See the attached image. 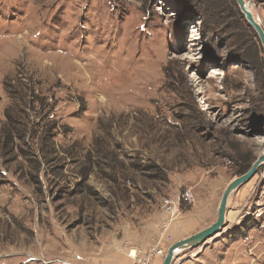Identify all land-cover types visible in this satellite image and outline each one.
I'll return each instance as SVG.
<instances>
[{"label":"rangeland","instance_id":"1","mask_svg":"<svg viewBox=\"0 0 264 264\" xmlns=\"http://www.w3.org/2000/svg\"><path fill=\"white\" fill-rule=\"evenodd\" d=\"M261 155L264 52L234 0H0V264H133L168 247L165 197L191 190L177 220ZM263 185L264 159L178 258L264 264Z\"/></svg>","mask_w":264,"mask_h":264},{"label":"water","instance_id":"2","mask_svg":"<svg viewBox=\"0 0 264 264\" xmlns=\"http://www.w3.org/2000/svg\"><path fill=\"white\" fill-rule=\"evenodd\" d=\"M239 11L243 15L247 24L254 30L258 41L262 47L264 52V28L259 21H257L250 10L247 8L245 0H234ZM264 159V155L259 156L254 160L251 164L250 168L244 172L243 174L233 178L231 181L228 182L226 187L224 188L220 200L217 206L216 211V219L208 226L204 227L203 229L197 231L194 234H191L185 238H182L172 244H170L166 248L165 255L162 260V264H172L173 259L176 255L182 252L185 249L204 246L207 244V241L212 238L215 234L222 231L223 227L226 225V204L228 199L233 191H235L238 187L242 184L247 182L255 173L257 167Z\"/></svg>","mask_w":264,"mask_h":264},{"label":"crops","instance_id":"3","mask_svg":"<svg viewBox=\"0 0 264 264\" xmlns=\"http://www.w3.org/2000/svg\"><path fill=\"white\" fill-rule=\"evenodd\" d=\"M219 201H215L213 196L207 197V200L204 201H196L191 205L190 209L186 211L181 218L177 220H172L165 229L166 231V239H163L168 246L182 238H185L191 234L196 233L197 231L203 229L204 227L211 224L216 219V211ZM227 218V211H226ZM170 236V238H167ZM164 243V244H165ZM160 245V244H158ZM166 248V247H165ZM203 248H199L194 251H190V255L180 256V253L176 255L173 259L172 264H201L199 262V258H193L195 255L200 254ZM164 256H155L149 264H162Z\"/></svg>","mask_w":264,"mask_h":264},{"label":"built area","instance_id":"4","mask_svg":"<svg viewBox=\"0 0 264 264\" xmlns=\"http://www.w3.org/2000/svg\"><path fill=\"white\" fill-rule=\"evenodd\" d=\"M258 199L256 200L255 204L252 205L251 212L254 216L260 217L264 215V185L259 191ZM183 200L187 204H190L194 200V196L189 189H185L182 193L178 195H172L165 197L162 202V207L164 211L168 214V218L166 224L167 226L169 222H171L178 210L180 201ZM165 252V248L161 245L153 246L148 248L146 251L138 250V249H130L128 251V256L133 260V264H149L150 261L155 256H161Z\"/></svg>","mask_w":264,"mask_h":264},{"label":"bare ground","instance_id":"5","mask_svg":"<svg viewBox=\"0 0 264 264\" xmlns=\"http://www.w3.org/2000/svg\"><path fill=\"white\" fill-rule=\"evenodd\" d=\"M246 3V2H245ZM246 6H247V8L250 10V12L252 13V11H251V8H250V6H249V4L248 3H246ZM253 14V13H252ZM253 17L255 18V16L253 15ZM256 19V18H255ZM226 211H227V204H226ZM225 217H226V212H225Z\"/></svg>","mask_w":264,"mask_h":264},{"label":"trees","instance_id":"6","mask_svg":"<svg viewBox=\"0 0 264 264\" xmlns=\"http://www.w3.org/2000/svg\"><path fill=\"white\" fill-rule=\"evenodd\" d=\"M257 37V36H256ZM247 169V168H246ZM246 169H240L239 172L242 173L244 172Z\"/></svg>","mask_w":264,"mask_h":264}]
</instances>
